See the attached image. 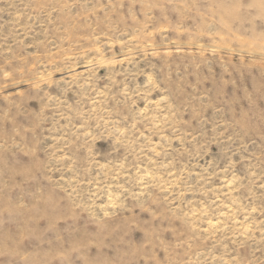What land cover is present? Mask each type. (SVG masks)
Instances as JSON below:
<instances>
[{
  "label": "rangeland",
  "instance_id": "obj_1",
  "mask_svg": "<svg viewBox=\"0 0 264 264\" xmlns=\"http://www.w3.org/2000/svg\"><path fill=\"white\" fill-rule=\"evenodd\" d=\"M0 264H264V0H0Z\"/></svg>",
  "mask_w": 264,
  "mask_h": 264
}]
</instances>
